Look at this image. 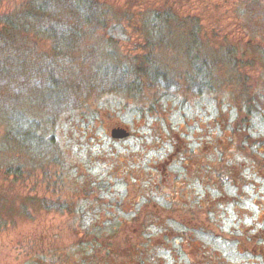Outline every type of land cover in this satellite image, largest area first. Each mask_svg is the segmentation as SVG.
<instances>
[{
	"label": "rangeland",
	"instance_id": "obj_1",
	"mask_svg": "<svg viewBox=\"0 0 264 264\" xmlns=\"http://www.w3.org/2000/svg\"><path fill=\"white\" fill-rule=\"evenodd\" d=\"M33 1L41 0H0V29L3 17ZM84 1L111 10L119 22L107 27L119 28L108 33L61 15L59 27L83 36L68 38L72 52L50 83L32 62L53 55V41L40 35L21 36L32 51L19 54L25 72L0 68V264H264V63L253 52L264 49V0H58V7ZM154 9L198 19L218 90H192L180 39L153 52L169 70L167 89L126 94L100 82L94 64L148 53L139 19ZM245 89L259 92V112L234 137L232 123L245 111L229 101ZM31 95L32 115L24 102ZM10 107L32 121L30 155L11 138ZM117 127L130 135L113 138ZM16 164L20 178L5 173Z\"/></svg>",
	"mask_w": 264,
	"mask_h": 264
},
{
	"label": "trees",
	"instance_id": "obj_2",
	"mask_svg": "<svg viewBox=\"0 0 264 264\" xmlns=\"http://www.w3.org/2000/svg\"><path fill=\"white\" fill-rule=\"evenodd\" d=\"M48 1L49 0H41L37 3L33 1L35 5H33L32 9H25L22 12L18 11L12 16L3 17V19L5 18V25L0 29V68L4 70V72L7 70L17 72L18 68L23 71V67H21L23 64L21 65V62H19L22 56L19 54L21 52H29L30 50L23 48L22 43L19 41L23 34L27 35V37L24 38H28L30 33H32V38H34L35 34L36 37L40 35L42 38H49L53 41V55L51 59L46 57V59H41L42 61H39V59H36V62L32 60V62H34L33 64L38 63L39 75L42 76V72L44 71L45 76L42 78L50 83L51 79L53 80L55 77L54 75L58 73V71L64 69V65L68 59L67 56L72 52L73 45L70 44L71 42L67 41L68 38L72 37L73 39H78L83 36L81 28H65L58 26V24L60 25L61 23V18L66 15L68 16V14L79 17V22L89 23L93 20L95 23L102 24L103 28H105L108 33L119 28V26L116 25L107 27L109 23L119 22V19L115 17L112 18V16L109 17L112 13L109 9H96L97 5L94 2L84 1L78 4L72 3L70 8L77 9H60V7L62 8L63 6H61L58 0H54L57 9L51 10L49 9ZM197 22V18L178 16L173 9H154L143 13L139 19V23L142 24L139 30L146 36L147 40L144 48L147 49L148 53H144L143 56L140 57L135 56L131 62L128 60H118L109 64H94L93 68L95 72L101 74H97V77L100 79V82H110L112 88L126 94L142 92L144 89L143 86L157 88V91L160 86L163 85V88L167 89L171 82L169 79V70L160 68V66L155 64L156 61L153 52L157 46H163L167 42L180 39L183 51L187 55L189 68L191 69V71L187 70L188 73L185 72V75L187 83L192 90H218V82H215V80H218L215 75L216 69L212 66L213 64H211L210 55H208L206 51L201 50V40L197 36L199 31ZM172 24L173 26H171ZM173 30L177 32L179 38L172 37ZM116 39V35L111 34L106 42L107 46L113 48L114 43L117 44ZM184 40H188V42H182ZM253 48L255 57L264 63V49L259 45H255ZM10 49H14L13 51L16 53L10 56L4 55V53H8ZM32 49H35L34 46ZM32 55L33 54H31V57ZM36 56L37 55H35L34 58H37ZM227 59L230 64L234 62L230 56H228ZM128 75H132L133 79L130 80ZM143 77L146 78V82L144 83H142L141 80ZM46 89L47 88L43 89V92H48ZM30 91L32 92V88ZM258 94L259 92L256 91L251 95L246 89L242 94H231L229 102L234 105L239 112L245 111L243 116L239 117L238 114L234 123H232V131L235 134L234 137H238L240 134L239 132L242 127L241 122L246 123L252 120L255 116V112L256 114L259 112V102L256 101V95L259 96ZM243 95L244 97H241ZM24 102H26L25 104L27 107H30L28 108V112L24 110V113L26 112L32 115V95L28 99H25ZM4 113L6 112L4 111ZM7 113L11 114L12 118L6 116L5 118L7 119H3L8 123V126L13 127L10 133L12 134V140L17 147L29 155L32 154V121L29 120V118H26L28 119L26 120L23 113L15 110L12 111V107H10ZM246 138L248 139V137ZM6 170L5 173L7 175L12 174L16 178H20L24 174V168L21 164L9 166ZM30 263H32V260Z\"/></svg>",
	"mask_w": 264,
	"mask_h": 264
},
{
	"label": "water",
	"instance_id": "obj_3",
	"mask_svg": "<svg viewBox=\"0 0 264 264\" xmlns=\"http://www.w3.org/2000/svg\"><path fill=\"white\" fill-rule=\"evenodd\" d=\"M111 135L115 139H122L128 137L130 132L126 128L117 127L112 130Z\"/></svg>",
	"mask_w": 264,
	"mask_h": 264
},
{
	"label": "flooded vegetation",
	"instance_id": "obj_4",
	"mask_svg": "<svg viewBox=\"0 0 264 264\" xmlns=\"http://www.w3.org/2000/svg\"><path fill=\"white\" fill-rule=\"evenodd\" d=\"M260 255V254H259ZM261 256V255H260Z\"/></svg>",
	"mask_w": 264,
	"mask_h": 264
}]
</instances>
